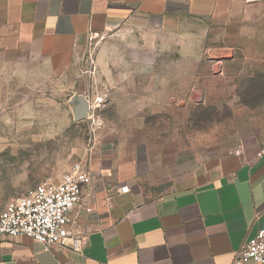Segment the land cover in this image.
I'll use <instances>...</instances> for the list:
<instances>
[{
	"label": "crops",
	"instance_id": "crops-1",
	"mask_svg": "<svg viewBox=\"0 0 264 264\" xmlns=\"http://www.w3.org/2000/svg\"><path fill=\"white\" fill-rule=\"evenodd\" d=\"M104 26H128L135 52L157 45L196 53L201 42L189 47L186 37L214 29L264 37V0H0V122L5 111H20L11 88L16 82L21 111H57L58 93L50 91L57 84L55 69L71 53L84 51ZM221 59L230 60L227 53ZM10 69H21V76L11 77ZM104 132L82 203L69 215L65 247L44 248L25 236L0 238V264H233L264 228V143L201 162L174 192L137 200L131 187L120 192L130 186L134 162L112 151ZM48 174L33 173L44 180ZM26 178L22 169L21 195L30 186Z\"/></svg>",
	"mask_w": 264,
	"mask_h": 264
},
{
	"label": "rangeland",
	"instance_id": "rangeland-1",
	"mask_svg": "<svg viewBox=\"0 0 264 264\" xmlns=\"http://www.w3.org/2000/svg\"><path fill=\"white\" fill-rule=\"evenodd\" d=\"M221 31L187 36L189 47L201 42L196 53L157 45L147 52L137 46L135 52L136 36L128 26H104L84 51L71 53L55 69L57 84L50 91L58 93L57 111H21V83H13L20 111H5L0 122V212L22 196V169L28 190L44 180L33 175L38 170L59 181L74 163L90 169L104 131L112 151L134 162L126 184L137 200L174 192L201 162L261 146L264 37ZM224 53L230 60L219 63ZM10 70L11 77L21 76V69ZM78 97L89 110L76 122L69 100Z\"/></svg>",
	"mask_w": 264,
	"mask_h": 264
},
{
	"label": "built area",
	"instance_id": "built-area-1",
	"mask_svg": "<svg viewBox=\"0 0 264 264\" xmlns=\"http://www.w3.org/2000/svg\"><path fill=\"white\" fill-rule=\"evenodd\" d=\"M90 180L86 163L78 162L59 181L43 180L24 195L10 199L0 212V238L25 236L44 248L65 247L69 215L81 205L83 187ZM120 192L127 193L128 187L122 186ZM233 264H264V228L244 244Z\"/></svg>",
	"mask_w": 264,
	"mask_h": 264
},
{
	"label": "water",
	"instance_id": "water-1",
	"mask_svg": "<svg viewBox=\"0 0 264 264\" xmlns=\"http://www.w3.org/2000/svg\"><path fill=\"white\" fill-rule=\"evenodd\" d=\"M70 106L73 111L74 120L76 122L82 121L88 113L89 103L83 97H78L76 100H70Z\"/></svg>",
	"mask_w": 264,
	"mask_h": 264
}]
</instances>
